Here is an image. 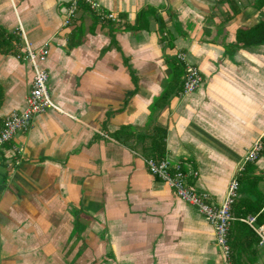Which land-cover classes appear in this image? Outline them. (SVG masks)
Here are the masks:
<instances>
[{"label": "crops", "instance_id": "1", "mask_svg": "<svg viewBox=\"0 0 264 264\" xmlns=\"http://www.w3.org/2000/svg\"><path fill=\"white\" fill-rule=\"evenodd\" d=\"M98 2L121 23L82 7L65 27L68 0H0L1 30L24 32L36 51L49 42L43 67L54 104L16 135L20 164L10 146L0 154V264H229L214 228L146 160L162 159L156 146L164 147L163 158L199 173L194 188L225 200L264 140V46L234 47L236 30L257 25L264 10L255 0ZM24 46L0 52V127L27 106L33 70ZM179 54L204 79L182 97ZM248 172L237 202L259 201L261 212L249 215L257 220L264 154ZM259 225L264 236V218ZM242 231L234 238L248 242ZM239 255L237 264H264V246Z\"/></svg>", "mask_w": 264, "mask_h": 264}, {"label": "built area", "instance_id": "2", "mask_svg": "<svg viewBox=\"0 0 264 264\" xmlns=\"http://www.w3.org/2000/svg\"><path fill=\"white\" fill-rule=\"evenodd\" d=\"M82 7H86L101 23H121L117 15L106 12L98 0H68L64 21L65 27L71 26L76 13ZM21 38L25 43V60L33 70L31 90L27 98L26 108L22 111L11 112L4 118L0 127V154L6 146H10L14 156H16V164H20L22 153V148L13 144L16 135L27 132L36 116L44 114L54 107L48 90L49 74L43 67L49 55L50 44L47 42L41 49L36 51L33 49L32 44L28 42L24 32H22ZM177 60L184 66L182 91L179 96L182 97L197 92L204 82L200 69L188 63L183 54H179ZM263 149L264 145L261 139L253 144L244 157L237 176L231 181L228 194L221 204H214L209 194L201 192L190 184V180L196 179L199 175L193 169L184 170L181 163H172L167 158L146 160L150 173L172 189L179 200L194 207L214 228L217 247L229 264H231L232 256V248L229 243L230 228L235 221L239 220L233 212V207L239 197V179L247 164L258 161ZM240 221L250 225L257 232L261 239L260 246H264V236L260 228L254 226L256 217L249 216L246 219H240Z\"/></svg>", "mask_w": 264, "mask_h": 264}, {"label": "trees", "instance_id": "3", "mask_svg": "<svg viewBox=\"0 0 264 264\" xmlns=\"http://www.w3.org/2000/svg\"><path fill=\"white\" fill-rule=\"evenodd\" d=\"M253 8L258 10L259 12L263 11L264 10V0H255V3L253 4ZM234 10L237 12L235 8ZM146 15L147 13L143 12L142 15L138 17V22H139L140 27H143L144 22L148 21V17ZM94 17L99 21V19L96 16ZM104 23H109V24L114 25L112 22H104ZM162 35H164V33H162ZM235 35H236V43L234 47L253 48V47L264 46V20H261L254 27H249V28L246 27V28H240L236 30ZM162 39H164V36H162ZM21 40L22 39L20 37H17L15 35L6 34V32L1 30L0 28V52L2 53L12 52V50L17 46V44ZM227 53L231 54L233 52L232 50H228ZM178 64L182 66L183 71H184V66L180 63ZM3 100H4V92L2 88H0V108L3 104ZM163 138L165 139V134ZM263 143H264V140H263ZM156 148H157L156 150L158 151V157L163 158L165 156L164 147H162V149H159V147L156 146ZM262 154H264V149H263ZM252 165H253L252 163L246 165L245 170L239 179L240 183L244 182L243 179L246 178L247 175H251L248 171L250 170ZM237 203L238 202L236 201L233 207V212H234L235 217L238 218L239 220L235 221L232 224L230 228V234H229V243H230V246L233 252L231 258L234 262H236L240 258L239 253H242L243 251L247 252L248 249L253 250L255 246H260V242H261V239L258 236L257 232L250 225L240 221V219L248 218L249 215L260 213L262 210V206L260 202L252 201L251 199L247 198V199H242L238 204ZM239 207L247 208V212L243 215L244 218L238 217L237 213H235V211H237V208ZM262 218H264V213H262L260 217L256 220L255 225H254L256 228L260 227L259 223H261ZM237 228H240L243 230L242 232L247 237L246 241L248 242L241 240L243 235H237L236 238H234L235 230ZM235 264H237V262Z\"/></svg>", "mask_w": 264, "mask_h": 264}]
</instances>
